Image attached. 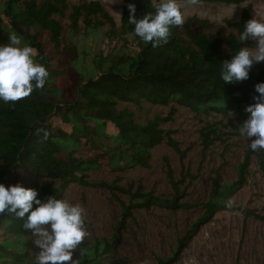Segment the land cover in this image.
Wrapping results in <instances>:
<instances>
[{
  "label": "trees",
  "instance_id": "obj_1",
  "mask_svg": "<svg viewBox=\"0 0 264 264\" xmlns=\"http://www.w3.org/2000/svg\"><path fill=\"white\" fill-rule=\"evenodd\" d=\"M245 1L202 0L228 4ZM5 3L10 23L37 50V58L49 71V78L43 90H34L14 106L0 100V183L35 189L42 202L50 197L61 199L70 183L130 194L128 203L121 201L122 210L111 237L95 239L76 258L79 264H102L114 258L134 209L153 205L170 209L192 206L180 203L186 193L180 191L173 179L174 194L170 199L145 192L141 186L133 193L115 181L94 183L88 179L91 170L122 172L137 166L149 168L152 149L166 138L181 158L186 154L161 126L170 117L156 114L142 123L132 109L119 105L173 104L203 113L233 109L249 118L246 108L256 103L254 97L259 94L255 85L264 82V62L254 63L249 79L233 84L221 79V67L224 60H230L246 46L239 35L246 22L253 19L252 4L243 9L239 20L228 23L237 33L229 34L227 51L223 52L220 32H207L209 21L198 16L187 18L182 28L173 27L167 44L155 48L145 44L128 22L127 5L135 4L136 16L142 18L154 11L152 0H123L120 26L100 0H80L71 6L69 0H60L51 11L68 18L66 30L62 21L51 17L49 8L36 0H5ZM105 23L109 29L93 48L88 43L89 36L81 32V24L89 30ZM81 41L85 43L83 46ZM70 68L79 69L72 93L60 99L50 98L49 79L62 77ZM222 134L212 125L204 127L205 148L222 140ZM253 155L264 178V151L253 152L249 147L237 169V179L225 183L217 173L204 214L178 239L173 255L160 259L158 264L177 262L199 223L210 220L220 210L230 209L228 199L247 183ZM20 170L32 177L21 179ZM49 179L59 184L55 186ZM250 213L246 211L247 215ZM255 216L264 220V215ZM26 218L19 219L13 214L0 218V264H34L23 235Z\"/></svg>",
  "mask_w": 264,
  "mask_h": 264
},
{
  "label": "rangeland",
  "instance_id": "obj_2",
  "mask_svg": "<svg viewBox=\"0 0 264 264\" xmlns=\"http://www.w3.org/2000/svg\"><path fill=\"white\" fill-rule=\"evenodd\" d=\"M36 1L38 4H45L49 8V13H52L51 17L60 19L64 30L67 29L68 18H61L59 14L51 11L60 4V0ZM79 1L69 0V5ZM100 1L120 26L123 0H115V3L113 0ZM248 4H252L253 18L256 13H258L257 19L264 18V0H246L240 4L202 2L197 11L188 10L187 18L200 17L198 12L218 15L219 23L209 22L206 31L220 32L223 38L222 51L226 52V40L229 34L237 33L228 23L239 20ZM19 5L22 6V2ZM69 11L70 9L66 13ZM108 29L107 23L89 30L81 24V32L89 36L88 43L93 48ZM12 32L21 38V46H30L10 23L5 0H0V45L9 43V33ZM84 44V41L80 42L81 46ZM245 47H255V42L248 39ZM35 59L41 64L37 57ZM77 67L80 68V62ZM78 71L79 69L75 71L70 68L62 77L52 76L49 79L50 98L60 99L65 95L69 96L76 84ZM124 106L132 109L142 123L156 114L170 117L161 126L165 131L170 132L186 154L181 158L179 153L167 144L166 138L152 149L149 168L137 166L122 172H111L106 169L91 170L88 179L94 183L115 181L116 185L130 188L133 193L137 191L138 186H141L143 191L166 199L172 198L174 194L171 182L173 179L177 182L180 191L186 193L180 199V203L192 206L170 209L153 205L149 208L134 209L133 216L127 220L123 242L118 246L114 258L102 264H158L160 259L170 258L173 255L178 239L183 237L204 214L211 184L217 173L225 183L237 179V169L255 137L247 140L240 136L239 126L248 118L233 109L226 112L203 113L173 104L155 105L142 102L141 105L132 103L119 105V107ZM208 125H212L223 134L222 140H217L205 148L202 130ZM19 173L21 179L32 177L25 170H20ZM48 181L55 186L59 184L53 179ZM130 197V194L120 190L111 191L103 187L83 186L78 183H70L65 187L61 199L80 204L85 209L88 236L81 248L90 245L95 239L111 237L122 210L121 201L128 203ZM228 202H231L230 209L220 210L210 220L199 223L194 236L188 240V245L174 264H264V220L255 216L264 215V178L254 155L249 167L247 183L240 187ZM246 211L251 213L247 215ZM8 235L11 233L9 232ZM23 235L28 241L29 252L34 262L40 249L34 245V237L30 230H24ZM78 254L79 250L75 251L73 259H76Z\"/></svg>",
  "mask_w": 264,
  "mask_h": 264
},
{
  "label": "clouds",
  "instance_id": "obj_3",
  "mask_svg": "<svg viewBox=\"0 0 264 264\" xmlns=\"http://www.w3.org/2000/svg\"><path fill=\"white\" fill-rule=\"evenodd\" d=\"M201 4L202 0H184L183 3L179 0H152L154 11L138 18L136 5L130 3L127 5L130 11L128 22L134 25L136 36L155 48L167 44L171 29L182 28L188 10L197 11ZM198 15L210 23L220 21L215 14L198 12ZM256 16L246 22L239 35L242 43L251 39L255 47H242L230 60L222 62L221 79L224 83L249 79L254 63L264 62V18L257 19ZM21 45V38L14 32L9 33V43L0 45V100L11 102L13 106L34 90H43L49 78L47 68L36 62V50ZM255 91L259 95L254 97L256 103L246 108L251 115L239 126V134L247 140L255 137L249 147L253 152H259L264 151V82L256 84ZM37 197V190L22 184L7 187L0 183V218L6 214L19 219L27 217L23 228L31 231L33 243L40 249L34 264H79V259H73V256L77 250L83 254L81 245L88 236L84 207L65 199L50 197L47 202H42ZM34 204L37 207L34 208Z\"/></svg>",
  "mask_w": 264,
  "mask_h": 264
}]
</instances>
